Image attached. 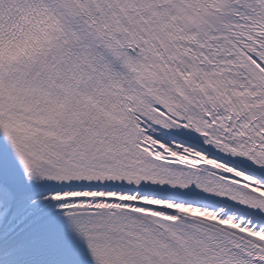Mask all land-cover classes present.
Segmentation results:
<instances>
[{"label":"snow or ice","instance_id":"obj_1","mask_svg":"<svg viewBox=\"0 0 264 264\" xmlns=\"http://www.w3.org/2000/svg\"><path fill=\"white\" fill-rule=\"evenodd\" d=\"M0 264H264V0H0Z\"/></svg>","mask_w":264,"mask_h":264}]
</instances>
